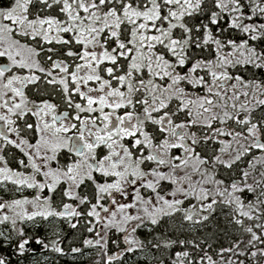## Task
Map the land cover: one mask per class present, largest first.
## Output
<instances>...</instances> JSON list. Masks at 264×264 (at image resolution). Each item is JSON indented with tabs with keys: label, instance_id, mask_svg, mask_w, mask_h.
Returning a JSON list of instances; mask_svg holds the SVG:
<instances>
[{
	"label": "snow or ice",
	"instance_id": "snow-or-ice-1",
	"mask_svg": "<svg viewBox=\"0 0 264 264\" xmlns=\"http://www.w3.org/2000/svg\"><path fill=\"white\" fill-rule=\"evenodd\" d=\"M264 264V0H0V264Z\"/></svg>",
	"mask_w": 264,
	"mask_h": 264
},
{
	"label": "trees",
	"instance_id": "trees-1",
	"mask_svg": "<svg viewBox=\"0 0 264 264\" xmlns=\"http://www.w3.org/2000/svg\"><path fill=\"white\" fill-rule=\"evenodd\" d=\"M61 264H69V262L66 261V260H62V261H61ZM84 264H86V261L84 262Z\"/></svg>",
	"mask_w": 264,
	"mask_h": 264
}]
</instances>
